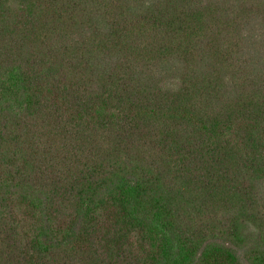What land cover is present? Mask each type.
Segmentation results:
<instances>
[{"label":"trees","instance_id":"trees-1","mask_svg":"<svg viewBox=\"0 0 264 264\" xmlns=\"http://www.w3.org/2000/svg\"><path fill=\"white\" fill-rule=\"evenodd\" d=\"M0 264H264V0H0Z\"/></svg>","mask_w":264,"mask_h":264}]
</instances>
